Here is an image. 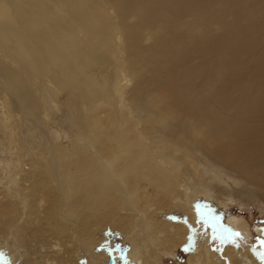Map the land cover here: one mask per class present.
Listing matches in <instances>:
<instances>
[{
  "label": "bare ground",
  "instance_id": "1",
  "mask_svg": "<svg viewBox=\"0 0 264 264\" xmlns=\"http://www.w3.org/2000/svg\"><path fill=\"white\" fill-rule=\"evenodd\" d=\"M111 58L116 64L108 78L89 72ZM134 75V92H145L151 113H140L134 102L128 106ZM68 88L78 104L73 117L82 118L88 142L64 139L67 144L50 160L53 173L35 175L29 183L38 201L35 221L21 219L12 200L0 199L5 237L15 220L7 205L22 220L20 238L41 236L40 255L28 249L22 264H58L52 253L63 249L64 264H78L71 258L74 248L92 243L99 228L109 225L128 239L139 229L145 245L141 251L134 241L131 258L144 254L150 264H159L161 252L175 254L189 241L187 227L170 222L167 212L190 211L200 193H209L213 203V187L229 183L246 201L255 196L264 201V0H0V131L11 135L8 142L15 140L17 156L24 158L30 146L9 126L18 119L15 113L27 116L43 102L49 106ZM152 103H164L160 113ZM176 122L177 132L166 129ZM33 130L27 129L35 136ZM92 147L104 157L102 165ZM33 148L30 160L42 170L48 152ZM205 157L214 162V175L201 169ZM1 167L4 195L7 177ZM178 197L184 206L182 200L174 203ZM230 223L248 232V221ZM73 229L84 236L78 244ZM238 241L202 237V248L198 244L189 261L264 264Z\"/></svg>",
  "mask_w": 264,
  "mask_h": 264
},
{
  "label": "rangeland",
  "instance_id": "2",
  "mask_svg": "<svg viewBox=\"0 0 264 264\" xmlns=\"http://www.w3.org/2000/svg\"><path fill=\"white\" fill-rule=\"evenodd\" d=\"M217 28H218V25L213 26V29H217ZM114 64H116V62L113 58H111L105 66L98 67L97 69L94 68L92 71H89V72L96 73L99 79H102L103 76H106V74L108 73L107 74V78H108V75L111 76L110 69L114 68ZM107 65H108V68L105 69ZM113 73L114 71H112V74ZM137 82H138L137 76L134 75L131 79L132 86L128 89V92H127L129 96H131L130 98L127 99L128 106L130 105V103L134 102V104H138L140 106L139 107L140 113H143V114L148 113L149 109H150L149 112L151 113L153 106L150 104L151 102L147 100L146 98L147 95L145 94L144 96L145 92H143V96L142 94L139 95L136 92H134ZM70 92H72L71 88H68L65 90L62 89L61 91H58L55 100L51 104H49V106L48 104L43 102L42 105L36 108V112L29 111L31 114L28 112L27 116L21 115L20 113H15V116H17L18 118L16 119L17 121L10 122L11 124L9 123V126L11 128H14L13 130L18 129V132L22 134L20 135L22 141L27 142L30 148L34 147L33 149L35 150H40V148L41 149L44 148L46 149V152L48 153L50 152L49 154L48 153L45 154L46 155L45 164L42 170L40 169L36 170L37 168L36 164H34V162L32 163L30 148H28L27 150L28 151L27 155H29L30 157L27 155H25L24 158H22L21 156H17L19 155V151L17 149L16 142H14L15 140L13 142H8V136H11V135L4 133L2 130L0 131V167L2 166L1 168H3V170L6 173V177H7L5 181V184L7 186L6 193L4 195L0 194V199L12 200L13 204L15 205L12 207L14 208L17 206L16 209L18 211L20 210L19 211L20 218L28 222L35 221L34 220L36 217L35 213L38 212L37 211L38 209L37 195L36 194L32 195L33 192L28 187L29 183H31L36 178V176H38V174L40 173L41 175L46 172L48 174L49 172L50 174L53 173L52 171L54 167L52 166L50 160L52 156L54 155L53 151L55 150L61 151L62 148L65 147L67 143H65L64 139H67V140L70 139L69 141H72V142L75 141L74 143L77 145L80 143H86V141L88 142L87 136L89 135V130L88 131L83 130L84 124H83L82 118L73 117V115H75V111L78 108V104L76 103L77 100H76L75 95H73V93H70ZM154 106H155V113H160L161 111L160 109L164 107V103L163 104L161 103V105H158L159 107L158 106L156 107L155 104ZM55 108L58 110H56ZM177 124L178 123L176 122L174 126H171L172 124L168 123V126L166 129L171 131L172 133L177 132L179 128ZM31 125L34 128L33 132L35 131L36 137L29 134L28 133L29 131H27V129L31 127ZM23 137H26V138H23ZM177 137L179 139V135H177ZM1 138L4 141L5 140L6 141L2 142L3 140ZM182 140L183 142L187 141L185 140L184 136L182 137ZM22 141L20 140L21 142L20 147L23 145H25L26 147L27 144L23 143ZM29 143H31L32 146ZM45 144L47 148L45 147ZM57 144L59 145V148ZM91 149H93V151H90V152L92 154L94 153L93 156L102 165V161H104V157L102 156V154L96 156V151L94 147H92ZM214 167H215L214 162L212 163L209 160L207 161L205 157V162L202 164L201 169L204 171L206 170V173L208 175L209 173L211 175H214L216 173ZM17 177L20 179L19 182L15 180ZM227 177L236 178V180L239 179L238 177L233 176L232 174H228ZM209 178H212V177H209ZM226 179L227 178L225 179L223 178L221 183H226L225 182ZM16 184L17 186H15ZM213 188H214L212 192V197H214L213 203H211V200H208L206 197L209 195V193H207V195L200 193L197 195L196 197L197 199L195 198L193 200L192 202L193 204L191 203L190 205L188 203V207L191 206L190 211H188L187 209L183 210L182 207H179L177 209L174 208V210H172L171 212H167V214L164 216L170 222L173 221L175 223H181L182 225L186 226L188 234H189V241L181 245L175 251L176 252L175 254H171V253L167 254L163 252H161L162 253L161 254L159 252L163 260V261L161 260L159 264H191V262L189 261L190 260L189 257L193 255V252L197 248L198 244H199V248H202L200 247L202 237L203 239L211 238L214 240L216 235L219 236L220 238L227 239L228 241H229V237H232V239L234 240L235 239L239 240L238 245L250 246L251 247L250 250L252 252L256 251V253H258L264 261V201L263 199L255 196L253 200L246 201L244 199V196L241 194H238L237 190L234 187V184H231V183L227 184L226 187L225 186H222V187L215 186ZM33 191H37V189H33ZM7 193L9 195H7ZM19 196L20 198H22L21 200ZM25 199H28V200H25ZM180 200H182L181 206H184L183 198L181 197L180 198L178 197L174 201V203L178 204ZM7 204L8 203L5 202L4 206H6ZM12 207L11 205H7L6 211H9L8 213L13 215L15 217L14 219L16 220L15 215L17 214V212L12 211L14 210ZM83 207L84 205L81 206V208L82 210L84 209L85 212L83 211V213L85 214L87 213V211ZM65 211L66 209L64 210V212ZM192 211L195 213L191 214ZM85 217L87 218L88 215H86ZM231 218H239V219H244L245 221H248L249 223L248 232L249 233L248 232L240 233L238 230L232 228L233 226L230 223ZM15 220L13 221L14 226L12 228L14 230L10 232L9 237H5L0 232V264H22V261L20 260H24L23 259L24 254L26 255V253L27 254L30 253L31 250L39 253L38 256L40 255V251H37L39 250L40 247H38L39 245L36 242L41 240V243H42L41 236H39V238L35 236L32 239H30V236H29L28 240L27 239L23 240L22 238L19 237V234H18L19 230L22 228V220L20 219L16 221ZM107 227L99 228V230L97 231L95 235L96 237H93L92 243L89 242L91 239L89 241L84 240L85 242L87 241V243L84 246H78L74 248V249H77L78 252L77 251L72 252L71 258H72L73 263L75 262V259H77L79 260L78 264H82L83 261H86L88 264H99L102 262L103 264H150L149 262L150 259H147V260L144 259L145 257L144 254H143L144 256L141 254V260H138V259L136 260V259L131 258V254H135V252H133L131 249L133 245L135 244L134 241L137 242L136 243L137 246L141 244L140 245L141 247L139 246L141 248V251H143L142 248L145 245V240H144L145 235L138 234L140 232L139 229H137L132 236L134 238L136 236L137 239L135 240L131 237V239H133L131 240L127 238L126 234H122L120 230L116 228L111 229L110 225ZM78 233L79 232L74 229L71 231V237L75 244L80 243L79 239H83L84 237V236L82 237V235ZM29 239L31 241H29ZM44 241H45L44 245L46 247H52L50 246L51 244L48 241V239H45ZM65 242L67 243L68 241L65 240ZM240 242L243 245L240 244ZM12 245H13V248H12ZM64 245L71 246L69 244L68 245L64 244ZM231 245L234 246V243H232ZM130 250L132 253L130 252ZM65 256L66 254H65L64 249L60 250L59 252L52 253V257L56 258L58 264H64ZM34 257H35V254H32V258ZM105 261L107 263H105ZM192 264H197V263H192Z\"/></svg>",
  "mask_w": 264,
  "mask_h": 264
},
{
  "label": "snow or ice",
  "instance_id": "3",
  "mask_svg": "<svg viewBox=\"0 0 264 264\" xmlns=\"http://www.w3.org/2000/svg\"><path fill=\"white\" fill-rule=\"evenodd\" d=\"M238 235V234H237Z\"/></svg>",
  "mask_w": 264,
  "mask_h": 264
},
{
  "label": "water",
  "instance_id": "4",
  "mask_svg": "<svg viewBox=\"0 0 264 264\" xmlns=\"http://www.w3.org/2000/svg\"><path fill=\"white\" fill-rule=\"evenodd\" d=\"M85 264V263H84Z\"/></svg>",
  "mask_w": 264,
  "mask_h": 264
}]
</instances>
